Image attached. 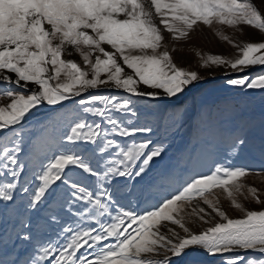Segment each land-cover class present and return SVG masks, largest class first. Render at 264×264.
I'll use <instances>...</instances> for the list:
<instances>
[{"label": "snow or ice", "instance_id": "snow-or-ice-1", "mask_svg": "<svg viewBox=\"0 0 264 264\" xmlns=\"http://www.w3.org/2000/svg\"><path fill=\"white\" fill-rule=\"evenodd\" d=\"M197 23L264 32V13L252 0H0V97L10 101L0 103V264H177L185 257L184 264H201V256L264 264V207L250 210L234 195L247 187L264 203L256 187L242 183L251 174L247 165L217 164L182 182L152 167L166 151L151 139L158 108L152 101L178 98L204 79L160 50L159 25L180 39ZM239 51L235 59L209 55L203 66L230 68L225 75L237 74L230 86L264 90V72L246 74L264 67V41ZM73 53L83 66L66 58ZM73 98L70 114L60 109L38 121L59 128L54 151L34 144L24 153L27 117ZM247 142V135L234 136L229 155ZM217 187L239 218L208 198ZM196 198L207 208L197 205L191 214L212 224L199 231L182 214ZM211 213L219 220L206 219ZM162 221L180 231H160Z\"/></svg>", "mask_w": 264, "mask_h": 264}, {"label": "rangeland", "instance_id": "rangeland-1", "mask_svg": "<svg viewBox=\"0 0 264 264\" xmlns=\"http://www.w3.org/2000/svg\"><path fill=\"white\" fill-rule=\"evenodd\" d=\"M252 2L261 13H264V0H252ZM156 20L158 23L159 18L157 17ZM159 27L163 36L160 50L166 48L177 66L196 71L204 79L187 89L178 98L152 101L158 105V108L157 125L151 133V139L156 142L162 141L166 145V151L160 158L154 160L152 167L165 168L182 182L190 176L210 174L217 164L247 165L251 174L245 177L242 183L256 187L261 200L264 201V174L257 175L264 169V150L261 147L262 134H264V90L246 91L240 87L230 86L227 80L237 75L235 73L225 75V73H231L230 68L211 64L203 66V62L209 55L235 59L240 55L239 49L244 43L264 41V32L247 25L228 26L213 23L208 26L197 23L186 37L173 39L172 34L167 32L163 25ZM105 47L106 50L110 48V46ZM66 58L74 59L83 66L79 54L73 53ZM124 67L126 69V66ZM126 71L131 70L126 69ZM261 72H264V67L257 66L250 68L246 74L255 75ZM28 85L29 89L37 87L32 83ZM2 87L3 85L0 84V88ZM141 87L146 86L141 85ZM16 90L22 91L19 88ZM101 92L126 95L115 89H102ZM77 99L79 98H73L57 106L43 104L27 117L23 122L24 153H31L34 144L43 151H54L60 134L59 128L47 126L38 121L43 122L50 113L60 109L70 114ZM9 102L8 98L0 97V103L6 105ZM236 135H247L248 142L237 155L230 156L229 146ZM135 138L139 140L142 137ZM116 181L119 185L123 182V178H116ZM173 184L175 185V181ZM234 195L238 202L250 210H259L264 207V203L255 202L251 194L247 192V187L242 193ZM208 198L218 201V206L229 217L239 218L242 215L232 205L231 199L223 188L217 187L211 190ZM126 202L121 199L122 204ZM197 205L207 208L202 200L196 198L185 202L182 210L186 225L194 231L212 226L211 223H204L196 215L191 214ZM132 207L138 212H142L145 208L143 204L136 208L135 203ZM208 211L211 212L210 209ZM206 219L219 220V217L211 213ZM161 224L162 232H167L170 228L180 231L177 225L167 221H162ZM91 226L95 227V222H92ZM107 242L114 243V239L109 238ZM26 247L30 249L31 246ZM184 259L187 258L179 260L177 264H184ZM198 259L201 264H220V257L201 256Z\"/></svg>", "mask_w": 264, "mask_h": 264}, {"label": "bare ground", "instance_id": "bare-ground-1", "mask_svg": "<svg viewBox=\"0 0 264 264\" xmlns=\"http://www.w3.org/2000/svg\"><path fill=\"white\" fill-rule=\"evenodd\" d=\"M13 78H14V75H13ZM23 83V82H22ZM29 86V85H28Z\"/></svg>", "mask_w": 264, "mask_h": 264}]
</instances>
